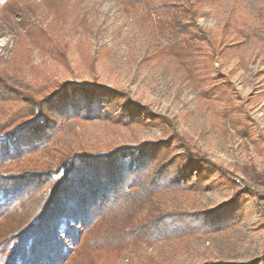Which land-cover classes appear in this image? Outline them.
I'll return each mask as SVG.
<instances>
[{
    "label": "rangeland",
    "instance_id": "1",
    "mask_svg": "<svg viewBox=\"0 0 264 264\" xmlns=\"http://www.w3.org/2000/svg\"><path fill=\"white\" fill-rule=\"evenodd\" d=\"M196 1L203 12L197 23L224 44L208 57L174 52L158 32V13L118 0H31L27 12L0 19V131L29 115L25 94L42 98L63 81L105 87L83 96L51 140L0 163L1 173L23 176L0 179L2 187L11 186L16 196L29 193L33 178L24 174L54 166L63 151L148 142L170 141L174 154L188 147L221 168L179 175L152 195L136 220L156 202L181 214L218 209L222 224L100 250L94 264H260L263 257L264 0ZM7 190L0 191V202ZM5 233L0 264L12 254Z\"/></svg>",
    "mask_w": 264,
    "mask_h": 264
},
{
    "label": "trees",
    "instance_id": "2",
    "mask_svg": "<svg viewBox=\"0 0 264 264\" xmlns=\"http://www.w3.org/2000/svg\"><path fill=\"white\" fill-rule=\"evenodd\" d=\"M118 1L132 8L142 7L148 14L158 13V32L174 52L187 51L186 57L192 58L195 52L208 57V53L224 49L212 31L197 23L203 12L196 0ZM30 2L4 0L0 19L20 10L27 12L32 8ZM178 36H182L181 42L170 40ZM104 88L95 83L74 85L63 81L42 98L25 94L29 115L13 128L0 131V163L17 160L51 140L59 122L73 115L83 96L89 99L98 89L105 92ZM183 150L174 154L172 143L167 141L164 145L148 142L137 147L63 151L54 166L24 174L34 179L27 189L29 193L20 190L16 196L17 191L11 186L0 184V191L8 189L0 202V232H6L4 238L13 243L8 264H94L100 250L116 252L140 241L151 242L222 224L224 218L218 209L199 215L181 214L160 209L156 202L146 216L136 220L152 195L174 185L179 175L191 169H221L188 147ZM127 152L129 159L123 157ZM11 175L23 177L21 172H0V179L11 180ZM223 177L233 184L227 176ZM240 194L234 193L227 204L231 206ZM7 217L9 222L2 224ZM260 264H264V254Z\"/></svg>",
    "mask_w": 264,
    "mask_h": 264
},
{
    "label": "built area",
    "instance_id": "3",
    "mask_svg": "<svg viewBox=\"0 0 264 264\" xmlns=\"http://www.w3.org/2000/svg\"><path fill=\"white\" fill-rule=\"evenodd\" d=\"M4 1V0H3Z\"/></svg>",
    "mask_w": 264,
    "mask_h": 264
}]
</instances>
